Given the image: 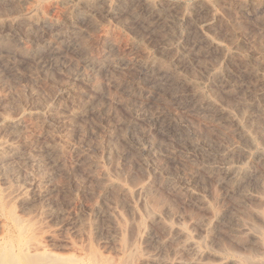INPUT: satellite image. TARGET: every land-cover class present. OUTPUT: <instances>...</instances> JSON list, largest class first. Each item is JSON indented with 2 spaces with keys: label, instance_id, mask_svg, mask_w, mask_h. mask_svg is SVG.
Listing matches in <instances>:
<instances>
[{
  "label": "rangeland",
  "instance_id": "374dc122",
  "mask_svg": "<svg viewBox=\"0 0 264 264\" xmlns=\"http://www.w3.org/2000/svg\"><path fill=\"white\" fill-rule=\"evenodd\" d=\"M16 221L59 255L264 259V0H0Z\"/></svg>",
  "mask_w": 264,
  "mask_h": 264
},
{
  "label": "bare ground",
  "instance_id": "6f19581e",
  "mask_svg": "<svg viewBox=\"0 0 264 264\" xmlns=\"http://www.w3.org/2000/svg\"><path fill=\"white\" fill-rule=\"evenodd\" d=\"M32 1L38 2V0ZM15 228L18 229L17 237L12 235V230L9 229L7 233L9 238H6L5 235L0 239V264H129L130 257L125 259V261L121 259L112 261L96 254H85L83 253L84 250L79 255H59L46 249L42 239L36 237L37 232H34L35 235L29 233L27 230L22 229V225L17 221ZM253 231L255 234H260L255 229ZM183 233L186 234L184 231ZM188 245L196 247V244L191 241L188 242ZM244 261L246 264H264V259L253 256L244 257Z\"/></svg>",
  "mask_w": 264,
  "mask_h": 264
}]
</instances>
